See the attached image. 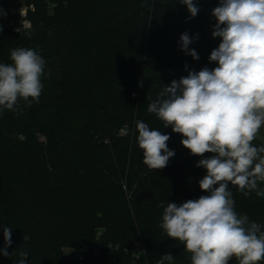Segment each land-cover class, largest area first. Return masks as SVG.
<instances>
[{
	"label": "trees",
	"instance_id": "1",
	"mask_svg": "<svg viewBox=\"0 0 264 264\" xmlns=\"http://www.w3.org/2000/svg\"><path fill=\"white\" fill-rule=\"evenodd\" d=\"M194 3L200 10L189 19L179 0H0V63L11 62L12 49L32 48L45 60L42 83L54 76L38 103L0 113V249L3 228L12 229V254L0 264H18L20 251L26 264H133L138 247L146 264L166 252L191 264L160 228L161 204L206 195L198 183L206 170L147 107L171 81L217 66L208 58L220 43L211 14L219 0ZM23 4L35 11L17 32L24 19L12 11ZM185 32L198 60L181 50ZM137 121L170 136L175 155L165 168L143 163ZM261 138L264 127L253 143ZM229 189L237 213L264 225V197Z\"/></svg>",
	"mask_w": 264,
	"mask_h": 264
},
{
	"label": "clouds",
	"instance_id": "2",
	"mask_svg": "<svg viewBox=\"0 0 264 264\" xmlns=\"http://www.w3.org/2000/svg\"><path fill=\"white\" fill-rule=\"evenodd\" d=\"M190 18L199 8L194 0H179ZM216 23L213 38L218 47L209 56L216 67L189 71L178 81L165 85L157 99L148 104L163 122L164 129L181 134L180 141L191 155L202 157L197 167L206 170L199 188L206 195L181 204L168 202L163 207L160 228L168 238L179 241L191 254V264H260L264 261V225L250 221L235 210L229 185L248 196L255 191L264 197V144L253 142L264 127V0H219L212 9ZM6 13L0 9V16ZM27 26L17 28L21 32ZM3 31L0 25V32ZM30 35V32L27 33ZM198 39V35L196 37ZM187 32L180 36L181 50L193 59L199 55L189 45ZM10 63H0V113L21 111V102L38 103L43 90L45 60L32 48L10 52ZM137 144L143 150V163L161 170L174 157L168 148L169 135L136 122ZM21 141L26 137L18 134ZM211 154L205 157V154ZM12 229L3 228L5 247L0 255H11ZM18 264H26L28 253L20 251ZM175 264L164 253L157 264Z\"/></svg>",
	"mask_w": 264,
	"mask_h": 264
},
{
	"label": "rangeland",
	"instance_id": "3",
	"mask_svg": "<svg viewBox=\"0 0 264 264\" xmlns=\"http://www.w3.org/2000/svg\"><path fill=\"white\" fill-rule=\"evenodd\" d=\"M50 13H52V11H50ZM53 78H54V76H52V74L47 73V75L45 76V79L43 80V86H45V85L47 86L48 82L50 80H52ZM261 140L264 142V139L261 138ZM75 253H77V250H75V248L64 249V254L68 257L75 256ZM133 264H146V258H145L144 254L142 252V249L140 247H138L136 260L134 261Z\"/></svg>",
	"mask_w": 264,
	"mask_h": 264
},
{
	"label": "built area",
	"instance_id": "4",
	"mask_svg": "<svg viewBox=\"0 0 264 264\" xmlns=\"http://www.w3.org/2000/svg\"><path fill=\"white\" fill-rule=\"evenodd\" d=\"M29 11H32V12L35 11V7L33 4L31 5L23 4L19 8L17 7L13 8V11H12L13 14H19L24 19L23 24L27 26L26 28L31 27V22L27 19V15Z\"/></svg>",
	"mask_w": 264,
	"mask_h": 264
}]
</instances>
